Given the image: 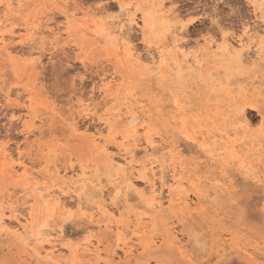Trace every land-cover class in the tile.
<instances>
[{
    "label": "rangeland",
    "instance_id": "1",
    "mask_svg": "<svg viewBox=\"0 0 264 264\" xmlns=\"http://www.w3.org/2000/svg\"><path fill=\"white\" fill-rule=\"evenodd\" d=\"M263 2L143 0L137 8L138 0H0V38H3L0 42V217L8 214V207L17 206L24 216L21 221L28 225L27 234L21 235L14 234V230L7 232L0 225V264H138L139 255L144 253L138 246L140 241L133 240L132 244L137 246L131 252L125 249L123 242L132 233L121 232L116 227L119 220L129 222L139 235L146 225V236L156 238V246L163 244V238L167 240L181 264H215L220 257L235 254H244L249 264H264V240L260 238L232 245L230 237L221 233L201 252L200 244L194 246L188 234L177 233L189 220L197 227L196 231L201 224L215 232L222 231L232 222L228 211L241 213L244 203L253 197L259 200L261 196L260 204L264 207V91L253 92L257 87L264 89V62H256L254 53L257 40L254 36H264ZM120 7L127 12L130 28L126 17L118 13ZM150 18L155 21L152 23ZM111 19L122 20L124 35L116 32L98 36L95 31L106 27L105 22ZM146 23L148 35L143 38ZM51 28L58 32L57 43L49 34ZM247 38L250 40L247 53L236 56L238 41ZM224 43L231 49L222 48ZM129 48L134 57L129 56ZM135 55L152 56L155 63L160 55L167 63L160 71H152L148 56L143 58L144 63H139ZM178 72H182L184 79L173 84ZM105 87L108 90H103ZM136 107H143L140 110H144L145 116L137 128L138 135L143 137L149 132L155 134V141L160 138L167 141L169 146L163 152L170 153L169 163L180 169L185 181L172 194L181 199L171 207L170 221L163 220L168 222L167 227L160 224L158 210L142 198L141 191L146 185L137 177L139 174L132 176V188H123L122 194L114 197V179L122 173L116 174V166L110 165L100 149L105 146L116 161L119 151L125 150L137 163L147 162L145 145L141 142L140 146L131 148L127 142L134 129L127 122L128 113ZM242 114L250 124H243ZM104 123L110 125L109 130ZM26 130L33 132L27 134ZM218 133L228 140H220ZM215 146L221 150L216 151ZM19 157L25 163L28 177L18 166ZM53 163L67 167L66 172L73 179L81 168L90 167L94 171L98 167L99 182L84 189L82 208L74 199H67L68 206L62 208L49 198L41 200L34 195V180L30 177L50 186L57 182L50 176L41 177L51 173L47 169ZM7 194L13 195L11 202L4 199ZM162 194V203L167 208L170 197L165 189ZM214 195L215 204L223 206L220 210L216 206L209 208ZM16 197H24L27 203H15ZM110 200L119 208L117 211L112 207L113 217L96 212V206ZM119 211H123L121 218ZM183 211L196 215H183ZM42 224L43 230L51 228L55 232L53 236H60L61 256L48 255L50 248L44 241L25 243L24 238ZM168 227L174 230L167 231ZM174 236L184 237L178 238L182 243H171ZM192 242L197 250L195 254L188 248ZM199 259L205 260L204 263Z\"/></svg>",
    "mask_w": 264,
    "mask_h": 264
},
{
    "label": "bare ground",
    "instance_id": "2",
    "mask_svg": "<svg viewBox=\"0 0 264 264\" xmlns=\"http://www.w3.org/2000/svg\"><path fill=\"white\" fill-rule=\"evenodd\" d=\"M250 2H253V0H249ZM143 2V0H138V3L136 4L137 8L139 7V4ZM264 3V2H263ZM120 15L126 17V22L127 20L129 19V17H127V12L125 11V9L123 7H120L119 9V12H118ZM146 15L149 13L146 12L145 13ZM170 16V15H169ZM168 16V17H169ZM123 19V20H125ZM142 19L144 21H146V17H142ZM151 19V18H150ZM67 21H69L68 19H66ZM121 20V19H120ZM152 20V19H151ZM154 18L152 20V23H153ZM122 23V20L121 21H115L114 19H111L109 22H105V26L106 27H103V28H98L95 33L98 35V36H101V35H108V34H114L116 32H119L118 35L121 36V34L124 35V29L122 31V28L125 24H120ZM128 23V22H127ZM262 23H263V27H264V19L262 20ZM155 24V22H154ZM127 27H131V22L130 24H126ZM153 25V24H152ZM148 26V23H146L145 25V29L142 30V36L143 38L146 37L148 35V31L146 30V27ZM151 26V25H150ZM89 26H87L86 28L88 29ZM154 28V27H153ZM49 29V28H48ZM90 29V28H89ZM264 30V28H263ZM128 32V31H127ZM92 33H94L92 31ZM94 33V34H95ZM49 34L51 35V37L53 38L54 42L57 43L58 42V39H59V35H58V32H55V30H53L52 28L50 29V32ZM58 35V36H57ZM125 37V36H124ZM257 40L254 42L255 44V61L258 62V63H261V62H264L263 60V52H264V36L259 38L258 35H255L254 36ZM108 38V37H107ZM225 39L226 41V37H222ZM124 39H127V38H124ZM223 39V40H224ZM245 40V38H244ZM243 39L242 40H239L238 42V53L236 54L240 56V53L243 54V52L247 51L249 48H250V40L249 38L246 39V41H244ZM128 41V40H126ZM0 42H3V38H0ZM229 42V41H228ZM218 46V45H217ZM222 48L226 49L228 51V49H231V47L224 43L223 45H221ZM235 46V45H234ZM207 47V46H206ZM131 48V47H130ZM129 48L128 50V54L129 56H133L134 53H131V49ZM218 48V47H217ZM220 49V48H219ZM222 51V49H221ZM232 51L235 52L234 49H232ZM236 51V52H237ZM247 53V52H245ZM253 53V52H252ZM251 54V53H250ZM126 55V54H125ZM136 56V55H135ZM144 56V55H143ZM147 56L150 58V69L152 71H160L161 70V67L163 65H165L167 63V59L165 58H162L160 55L158 56L159 60L157 63H155L153 61V57L152 56H149V55H146L145 57L143 58H147ZM195 56V55H194ZM134 57V56H133ZM136 61L139 62V63H144V60L141 56H136L135 57ZM230 58V57H229ZM234 58V56H233ZM231 59V60H234V59ZM254 58V57H253ZM123 59V58H122ZM130 59V58H129ZM148 61V63H149ZM196 61V60H195ZM237 61H238V58H237ZM147 62V61H146ZM230 62V61H229ZM136 63V62H135ZM235 60H234V64H235ZM201 64V63H200ZM199 64V65H200ZM230 64V63H229ZM233 64V62H232ZM233 64V65H234ZM183 65V64H182ZM194 65V64H193ZM167 66V65H166ZM229 66V65H228ZM227 66V67H228ZM256 66V65H255ZM120 67V66H119ZM184 67V66H183ZM182 67V68H183ZM185 67L189 68L188 65H186ZM257 67V66H256ZM115 68V67H114ZM253 68V67H252ZM105 69V68H104ZM149 69V68H148ZM191 70V69H190ZM189 70V71H190ZM104 73V72H103ZM156 73V72H155ZM184 73V72H183ZM190 73V72H189ZM188 73V74H189ZM112 74V73H111ZM191 74V73H190ZM195 74V73H194ZM199 74V73H198ZM187 75V74H186ZM196 78V76H194ZM116 78V77H114ZM176 78H178L175 82L173 81V84L175 83H180L184 77H183V74L182 72H178L177 73V76ZM194 78V79H195ZM105 80V78H104ZM108 80V79H107ZM128 81V80H127ZM253 83V82H252ZM104 84V83H103ZM257 87V86H256ZM262 88V87H261ZM195 89V88H194ZM193 89V90H194ZM103 90H108L107 87H105ZM200 90V89H199ZM246 91H249V90H246ZM250 91H252L250 89ZM260 91H264V89H260V88H254L253 89V92L255 93H258ZM187 92V90H186ZM190 96V95H189ZM111 101V100H110ZM174 103V101H173ZM172 103V104H173ZM90 105V104H89ZM82 106H85L84 104ZM175 106V104H174ZM90 107V106H89ZM88 108V106H86V109ZM97 107L94 106V109H96ZM141 108L143 107H136L134 110H131L129 113H128V121L130 124H132L133 126V132L132 134L130 135V138L127 140L128 142V145L131 147V148H136L138 147L139 144H141V142L145 145L144 147V151L148 153V160L146 163H137L135 160H133V157L132 156H128V153L125 151V150H122L124 152H121V150L119 151V155L117 156V161L115 160V156L113 157L112 155H109L107 153V149L106 147H100V149L102 150L101 152L104 153V155H106L109 163L111 166H116V174H120L119 176H116V178L114 179L115 180V183H113V192L115 191L114 193V197L115 196H118L120 193H121V189L123 188H132L134 186V183H133V180H132V176L135 175V174H139L137 177H139L140 179L139 180H142L144 182V185H146L145 189L141 191V196L144 200H146L147 202H149V205L150 206H153L154 209L156 208L158 210V212L161 214L160 216V224L163 225L164 227H167L169 224L168 222H164L163 220L166 218V220H169L168 219V215L171 213L170 212V209L171 207L175 206L176 204L179 203L180 201V196L179 195H176L173 196V192H175L176 190H178L179 188H182L184 186V179L183 177L180 176V169L176 166H174L173 163H169L168 161V157H169V152H163V150L165 149V146H169V143L165 140H163L162 138H160L159 141H155L154 139V135L155 134H151L149 132H145L143 137L138 135V126L141 125V121L145 118L144 116V110H140ZM94 109L92 108L91 110L94 111ZM146 110V109H145ZM89 111V110H88ZM123 112V110L121 111ZM81 114V113H80ZM75 116V115H74ZM116 116L119 118L120 116V113L119 111L116 113ZM172 116V115H171ZM226 116V114L224 115ZM76 117V116H75ZM157 117V116H155ZM237 117V116H236ZM264 118V117H263ZM160 119V118H159ZM240 119L245 122L243 124H246L247 125V122H246V119H245V115L242 114V116L240 117ZM119 120V119H118ZM262 120V119H261ZM180 121V120H178ZM238 121V119H237ZM241 122V121H240ZM241 123V124H242ZM249 123V122H248ZM212 124V123H211ZM250 124V123H249ZM105 127L108 128V130L110 129V125L108 123H104ZM130 127V125H128ZM245 126V125H244ZM263 126V124H262ZM71 127V126H70ZM79 127V126H78ZM104 127V128H105ZM261 127V126H260ZM30 128V127H29ZM80 128V127H79ZM236 128V127H235ZM242 128V126H241ZM239 129H240V126H239ZM238 129V130H239ZM244 129V128H242ZM250 129V128H249ZM264 129V128H263ZM29 130V129H28ZM104 130V129H103ZM142 130H144V127H142ZM251 130V129H250ZM105 131V130H104ZM233 131V130H232ZM237 131V129H236ZM241 131V130H240ZM244 131V130H243ZM246 131V130H245ZM244 131V132H245ZM259 131V130H258ZM262 131V130H260ZM27 132V130H26ZM33 131H28L27 134L29 133H32ZM109 132V131H107ZM212 132V131H211ZM250 132V131H249ZM82 133V132H81ZM96 133V132H95ZM227 133H229V131H227ZM234 133H239V132H235ZM248 133V131H247ZM251 133V132H250ZM263 133V131H262ZM216 135V133H214ZM220 134V133H218ZM232 134V133H231ZM259 134V133H258ZM256 134V135H258ZM117 135V134H116ZM129 135V134H127ZM213 135V133H212ZM240 135V134H239ZM125 136V135H124ZM235 136V135H234ZM259 136V135H258ZM243 138V136H241ZM251 136H249L250 138ZM261 137H263L261 135ZM203 138V137H202ZM118 139V138H117ZM219 139L220 140H228V137H225L223 136V134L219 136ZM246 139V138H245ZM96 140V139H95ZM100 140V138H99ZM237 140V139H236ZM243 139H241L240 141H242ZM247 140V139H246ZM253 140V139H252ZM192 141V140H191ZM209 141V140H208ZM221 141V142H222ZM232 141V140H231ZM244 141V140H243ZM256 141V140H255ZM100 142V141H99ZM179 142V141H178ZM230 142V141H228ZM227 142V143H228ZM210 143V141L208 142ZM220 143V142H219ZM218 143V144H219ZM223 143V142H222ZM197 144V143H196ZM217 144V145H218ZM232 144V143H231ZM90 145V144H89ZM200 145V144H199ZM246 145V144H245ZM140 146V145H139ZM195 146V145H194ZM198 146V145H197ZM252 146V144H251ZM201 147V146H200ZM240 147V146H239ZM172 148V147H171ZM241 148V147H240ZM243 148V147H242ZM109 149V148H108ZM143 149V148H142ZM141 149V150H142ZM252 149V148H251ZM137 150V149H136ZM215 150L217 151H220L221 148L215 146ZM245 150V147L244 149H242V151ZM187 151V150H186ZM249 151V150H248ZM101 152H98V153H101ZM196 152V151H194ZM199 152V151H198ZM239 152V151H238ZM37 153V152H36ZM35 153V154H36ZM41 153V152H40ZM101 153V154H102ZM132 153V152H131ZM142 153V152H141ZM96 154V153H95ZM144 154V153H143ZM172 154V153H171ZM103 155V154H102ZM215 155V154H214ZM37 156V155H36ZM47 156V154H46ZM196 156V155H195ZM194 156V158H196ZM250 156V155H249ZM260 156V154H259ZM12 156H10L11 158ZM100 157V155L98 156V158ZM105 157V156H104ZM105 157V158H106ZM144 157V156H143ZM187 157V156H186ZM229 157V156H228ZM227 157V158H228ZM13 158V157H12ZM42 158V157H41ZM255 158V156L253 157ZM6 159V158H5ZM22 157H19V160L20 162L18 163V166L22 167L23 169V175L28 177V173L27 172V168L25 166V163L23 161H21ZM10 160V159H9ZM48 160V158L46 159ZM252 160V157L251 159ZM96 161V160H95ZM215 161V160H214ZM229 161V160H228ZM233 161V160H232ZM253 161V160H252ZM251 161V162H252ZM96 163V162H95ZM260 163V161H259ZM258 163V164H259ZM94 164V163H93ZM226 164V163H225ZM224 164V165H225ZM27 165V163H26ZM49 166V164H47ZM14 166V165H13ZM190 166V165H189ZM243 166V165H241ZM12 167V166H11ZM10 167V168H11ZM16 167V166H15ZM83 167V166H81ZM238 167V165H237ZM240 167V166H239ZM87 169L84 168H81L80 169V174L77 175L74 179H73V176L71 175H68L67 174V167H64V166H60L58 165L57 163H53L51 166H49V169H47L48 171L51 169V173L50 174H43L41 177L44 179L46 176H50L53 178L56 179V183L54 186H50V185H47L45 182L43 181H38V180H35L36 177H30L29 179L31 180H34L32 183V190H33V193L35 196H37L39 199H45V198H49L51 201H53L57 206L59 207H67L68 204H67V199H74V200H77V204L78 206H82L84 205L85 201L83 199V195H84V189L89 186V185H95L96 183L99 182V176L97 175V168L98 167H95L96 170H91L90 167H86ZM93 168V169H95ZM259 168V167H258ZM245 170V168H243ZM260 170V169H259ZM19 171V170H18ZM67 171V172H66ZM127 172L129 171L128 173L124 174V172ZM246 171V170H245ZM47 172V171H46ZM95 173L94 175H92V173ZM203 172V171H202ZM247 172V171H246ZM245 172V173H246ZM70 173V172H69ZM251 173V172H250ZM31 174V173H30ZM99 174V173H98ZM242 174V173H241ZM74 175V174H73ZM244 175V173H243ZM197 177V176H196ZM240 177V175H239ZM138 179V178H137ZM22 180V179H21ZM197 180V179H196ZM168 181H171L172 183L171 184H168L167 182ZM25 182V181H24ZM28 182V181H26ZM215 182V181H214ZM217 182V181H216ZM215 182V183H216ZM255 181L253 180V183ZM170 183V182H169ZM27 184V183H26ZM136 184V183H135ZM255 184V183H254ZM259 184V183H257ZM256 184V185H257ZM28 185V184H27ZM97 185V184H96ZM142 185V184H141ZM25 185H22L21 187H23ZM137 186V185H136ZM191 186V185H190ZM201 186V185H200ZM55 187V188H54ZM93 187V186H92ZM143 187V186H142ZM203 187V186H202ZM224 187V186H222ZM94 189V187H93ZM165 189L166 192H167V196H169L170 198L167 200V208H164V205L162 203V190ZM246 189V188H245ZM95 190V189H94ZM203 190V189H202ZM96 191V190H95ZM135 190H133L134 192ZM255 191V190H254ZM87 192V191H86ZM213 192V191H212ZM258 193H260L259 191H257ZM15 193V192H14ZM96 193V192H95ZM216 193V192H214ZM232 193V192H231ZM122 194V193H121ZM185 194H187V192H185ZM205 194V193H204ZM95 195V194H94ZM209 195V194H208ZM21 196V195H19ZM98 196V195H97ZM120 196V195H119ZM216 196H217V193H216ZM256 196V195H255ZM260 196V195H259ZM1 197V196H0ZM105 197V196H104ZM247 197V196H245ZM12 198H13V195L12 194H7L6 196H4V199L7 201V202H11L12 201ZM25 198H27L25 196ZM85 198V197H84ZM99 198V197H98ZM116 198V197H115ZM139 198V196H138ZM217 198V197H216ZM216 198H215V195H214V198L212 200L209 201V203L211 204V206L209 207L210 209H213L215 206L217 207V210H220L222 209L223 206L221 205H216L215 202H216ZM225 198V196H224ZM259 198V197H258ZM260 198L263 200V198L260 196ZM259 198V200H257V197L256 199H253L250 200V201H247L244 203L243 205V208L241 210V213L239 214H235V213H230V210L228 211L229 214H230V218L232 216V219H231V223L229 224V226H226L225 229H223L222 231H218V232H215L212 228H208L207 226H204V224H201V228L199 231H196L195 228H197L196 226H193V222H191L189 219L188 223L187 224H182L181 227L182 229L180 230V232H177V233H185L186 236L188 234V238L190 237V240L193 239L194 243L192 242L191 244V248L188 247L190 250V252L194 253V251L196 249H193L194 246H196L197 244H200L201 247H198L199 251H203L204 248H206L208 242H213L214 239L216 237H219L220 234H227L228 237H230V241L232 243V245L234 243H245L248 241V239H255V238H260L262 240H264V207L260 204V201H262L261 199ZM86 199V198H85ZM184 199L185 201L187 202V196H184ZM197 199L198 201L201 200V198L199 197V195H197ZM220 199V198H219ZM92 200V199H91ZM97 200V199H96ZM116 200V199H114ZM114 200H110V202L108 204H105V203H100L98 206H96V212L97 213H102V214H106L110 217H113V214L114 212L112 211V207H114L117 211H118V207H116V203ZM15 203L16 202H20V205H24L25 203H27V200L24 199V197H16V199L14 200ZM29 201V200H28ZM92 201H95V200H92ZM104 201V200H103ZM117 201V200H116ZM207 201V200H206ZM101 202V200L99 201ZM70 203V202H68ZM96 203V201H95ZM166 203V202H165ZM193 203V201H192ZM191 203V204H192ZM72 204V203H70ZM69 204V205H70ZM183 204V203H182ZM199 204V203H197ZM235 204V203H234ZM19 207H22L20 206ZM37 205V204H36ZM74 205V204H73ZM120 206V205H119ZM139 206V205H138ZM184 206V204H183ZM185 206H188V203L185 204ZM205 206V205H204ZM89 208V205L86 206ZM85 207V208H86ZM152 207V208H153ZM194 207V206H193ZM203 207V206H202ZM7 208V207H6ZM80 208V209H81ZM146 208H149V207H146ZM201 208V207H200ZM208 208V207H207ZM38 209V208H37ZM84 209V208H83ZM92 209V208H91ZM94 209V208H93ZM123 209V208H122ZM189 209V207H188ZM226 209V207H225ZM224 209V210H225ZM41 210V209H40ZM174 210V209H173ZM223 210V211H224ZM30 211V209H29ZM46 211V210H45ZM126 211V210H125ZM193 211V209H192ZM2 212V211H1ZM19 209H17V206L16 207H8L7 209V215L6 214H3L2 217H0V225L4 227V229L7 231V232H10L11 230H14V234H17V235H21V234H27V227L28 225L24 224L22 221H21V218H23L24 216L22 214L19 213ZM49 212V211H48ZM87 212V211H86ZM138 212V210H137ZM209 212V211H208ZM207 212V213H208ZM212 212V211H211ZM210 212V213H211ZM5 213V212H4ZM94 213V212H93ZM125 213V212H124ZM130 213V211H129ZM168 213V214H167ZM2 214V213H1ZM34 214V213H33ZM55 214V213H54ZM132 214V216H131ZM130 216L131 218L133 217V213L131 212ZM183 215L185 214H189V216L191 215V213L189 212H182ZM213 214V213H212ZM214 214L216 215V212H214ZM227 214V213H226ZM51 215V213H50ZM92 215V214H91ZM136 215V214H135ZM143 216H146L144 214H142ZM196 214H192L191 216H194ZM107 216V217H108ZM118 216L121 218L123 217V211L118 213ZM148 217L150 215H147ZM200 216H201V213H200ZM206 216V215H205ZM30 217H31V214H30ZM196 217V218H195ZM194 218L197 219V216H195ZM222 217V216H220ZM71 218V217H70ZM92 218V217H91ZM125 218V217H124ZM130 218V217H128ZM130 218V219H131ZM154 218V217H152ZM176 218V217H175ZM184 218V217H183ZM199 218V217H198ZM201 218V217H200ZM207 218V216H206ZM48 219V218H47ZM46 219V220H47ZM69 219V218H68ZM178 219V218H177ZM176 219V220H177ZM185 219V218H184ZM202 219V218H201ZM209 219V218H207ZM219 219V218H217ZM33 220V219H32ZM52 220V219H51ZM102 220V219H101ZM133 220V218H132ZM186 220V219H185ZM198 220V219H197ZM54 221V220H53ZM153 223H156L155 222V219H153ZM170 221V220H169ZM179 222V220H177ZM199 221V220H198ZM206 221V220H205ZM68 222V220H67ZM173 222V221H172ZM177 222V223H178ZM186 223V222H185ZM212 223V222H211ZM36 224V223H35ZM136 224V223H134ZM158 225V223H156ZM176 224V223H175ZM98 225V224H97ZM155 225V224H154ZM156 225V226H157ZM179 226V224H177ZM208 225V224H207ZM218 227L220 225V223L218 224ZM136 226V225H135ZM43 227H45V225H39L36 229H34L33 231H31L25 238H24V241L25 243L26 242H30V241H34V242H42L44 241L50 248V251L47 253L48 255L50 256H56V257H59L61 256V248H62V244L59 243V239H60V236H53L52 235V231L51 228L50 229H45L43 230ZM108 227V226H107ZM116 227L117 228H120L121 232H125V233H132V237L126 241V242H123V247L125 249H129L130 252L133 248H135L137 245H133L132 242L133 240L136 238L138 241H140L139 245L138 246H141L142 249H143V254L139 255V260H138V264H181L179 263L180 261L176 258L177 256L175 255V253L170 249L172 246L168 243H166L167 240H164V238L162 239V242L163 244L161 246H156V238L155 239H149L148 236H146L145 234V229L147 228L146 225H144L142 227V231H141V234L139 235V233L137 232H134V230H132L130 228V223H123L122 220H119L118 223L116 224ZM134 227V226H133ZM180 227V226H179ZM191 227H194L193 230L189 231ZM155 228V226H154ZM153 228V229H154ZM113 229V228H112ZM187 229V230H186ZM170 230H174V228H170L168 227V230L167 231H170ZM186 230V231H185ZM58 231V230H57ZM178 231V230H177ZM155 231L153 230V233ZM162 232V231H161ZM165 231H163L162 233H164ZM187 232V233H186ZM55 233V232H54ZM53 233V234H54ZM183 233V234H184ZM55 235V234H54ZM157 235V234H156ZM165 235V233H164ZM178 236V235H177ZM177 236H174L170 242L171 243H177V244H180L182 243L180 240H178L179 237ZM223 236V235H222ZM182 238V237H181ZM184 238V237H183ZM182 238V239H183ZM185 240V239H184ZM160 242V243H162ZM165 243H166V246H169V247H166L165 246ZM191 243V242H190ZM188 243V245L190 244ZM194 244V246L192 247V245ZM187 244H185L184 246H186ZM206 245V246H205ZM211 246V244H210ZM240 246V245H239ZM46 247V246H44ZM121 247V246H120ZM187 247H183L184 250L187 248ZM241 247V246H240ZM173 248V247H172ZM197 248V247H195ZM174 249V248H173ZM139 250V249H137ZM178 250V249H177ZM188 250V249H187ZM63 251V250H62ZM87 251V249H86ZM117 251V250H116ZM179 251V250H178ZM213 251V250H212ZM216 251V250H215ZM135 252V251H134ZM142 252V251H141ZM176 252V251H175ZM197 252V250L195 251V253ZM242 252V251H240ZM85 253V252H84ZM194 253V254H195ZM55 254V255H54ZM215 254V253H214ZM219 254V253H218ZM221 254V253H220ZM63 255V254H62ZM183 255V254H182ZM198 255V254H197ZM200 255V254H199ZM204 255V254H201V256ZM217 255V253L215 254ZM225 255V254H224ZM83 257V255H81ZM100 256V255H99ZM115 256V255H114ZM257 256V255H256ZM80 257V256H79ZM86 257V255L84 256V258ZM112 257V256H111ZM194 257V256H193ZM208 257V256H207ZM70 258V257H69ZM250 258V257H249ZM48 260V258H46ZM58 259V258H57ZM198 259V258H196ZM207 258H205L206 260ZM210 259V258H208ZM33 260V259H32ZM45 260V261H47ZM106 260V259H105ZM200 261L202 259H199ZM205 260H202V262L204 263ZM65 261V260H64ZM179 261V262H178ZM207 261V260H206ZM211 262V261H210ZM194 263V262H193ZM197 263V262H196ZM195 263V264H196ZM62 264V263H61ZM183 264H189V263H183ZM215 264H249L247 259L244 257V254H235V256L231 255V256H222L219 258V260L215 263ZM257 264V263H256Z\"/></svg>",
    "mask_w": 264,
    "mask_h": 264
}]
</instances>
